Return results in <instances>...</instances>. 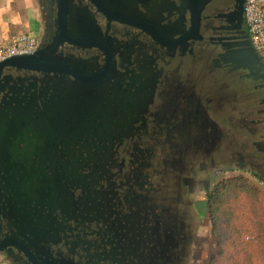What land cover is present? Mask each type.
Wrapping results in <instances>:
<instances>
[{
	"label": "flooded vegetation",
	"instance_id": "flooded-vegetation-1",
	"mask_svg": "<svg viewBox=\"0 0 264 264\" xmlns=\"http://www.w3.org/2000/svg\"><path fill=\"white\" fill-rule=\"evenodd\" d=\"M39 6L38 52L57 71L4 72L0 255L190 264L194 218L181 202L209 188L193 177L264 176L263 143L250 151L234 131L264 133V61L249 53L245 0H202L198 24L190 0Z\"/></svg>",
	"mask_w": 264,
	"mask_h": 264
},
{
	"label": "rangeland",
	"instance_id": "rangeland-1",
	"mask_svg": "<svg viewBox=\"0 0 264 264\" xmlns=\"http://www.w3.org/2000/svg\"><path fill=\"white\" fill-rule=\"evenodd\" d=\"M44 15L43 9L38 8L33 16H31L27 21L32 26H35V28L38 29V34L34 35L35 39L39 42L42 34L44 32V28L42 26V16ZM26 36H31L30 33L26 32L24 35H22L20 38H18L16 41L21 40L22 38ZM14 41V42H16ZM13 42V43H14ZM234 131L237 134H240L242 136H237V142H240L241 140H245V138L248 139V144L250 145V151L253 150V144L252 141L261 142L263 143L261 146L264 148V133H262L260 130L253 131L249 133L248 129H234ZM256 132V133H255ZM237 145V144H236ZM228 147V145H225V147ZM235 146V145H234ZM234 146H231L229 149L234 148ZM239 148V147H238ZM224 160H222L221 157H217V166H222V163ZM236 163L241 164L240 157L238 155V158L236 159ZM224 167V166H223ZM222 168V167H221ZM236 169H226L223 172L219 171L213 175H206V174H199L195 175L194 179H200L205 180L206 183H208L209 188L202 190L200 187H195L189 189V192L187 194L186 200L182 201L181 203H189L191 206L189 208V211H192V216L194 220L188 224V236H187V243L189 246V261L190 264H212V261L214 258L220 253L221 249L225 250L228 248H232V240L229 239L231 234H228L229 232H224V235H227L225 239H218L213 234L214 225L217 224V227H227L229 225V216L230 211L227 202H225V207H222L221 209V222H219V214L217 213H211L209 209V202H208V192H212L214 188L224 180L232 179L233 177L236 178H244L251 181L255 187L259 191L260 197L264 200V192L262 194V190L264 191V183H262L259 179L256 177H263L259 174H253L250 171L247 170H238ZM255 175V176H254ZM207 186V184H206ZM261 189V190H260ZM208 190V192H207ZM263 195V197H262ZM178 204V203H177ZM164 207H167V204H164ZM180 209V207H179ZM218 211V210H217ZM224 221V222H223ZM221 244V246H220ZM233 252L234 250H229V252ZM224 253V252H223ZM224 254L223 256H218L214 264H227L228 263V257ZM256 256H253L252 258H255ZM260 259V254H259ZM254 261V260H253ZM259 261V260H258ZM229 263L230 260H229ZM0 264H10V262L3 256L0 255ZM234 264V263H231Z\"/></svg>",
	"mask_w": 264,
	"mask_h": 264
},
{
	"label": "trees",
	"instance_id": "trees-1",
	"mask_svg": "<svg viewBox=\"0 0 264 264\" xmlns=\"http://www.w3.org/2000/svg\"><path fill=\"white\" fill-rule=\"evenodd\" d=\"M256 178L264 183L263 179ZM208 202L210 212L219 214L218 223L221 222V209L227 202L230 211L229 225L217 227L215 224L213 234L221 240L227 237L224 232L228 231L233 244L226 251L221 249L212 264L218 256L224 254L228 257L227 264H264V200L255 185L242 177L224 180L209 193ZM232 249L234 251L229 252ZM253 256L256 257L252 258Z\"/></svg>",
	"mask_w": 264,
	"mask_h": 264
},
{
	"label": "built area",
	"instance_id": "built-area-1",
	"mask_svg": "<svg viewBox=\"0 0 264 264\" xmlns=\"http://www.w3.org/2000/svg\"><path fill=\"white\" fill-rule=\"evenodd\" d=\"M244 19L249 29L251 45L264 61V0H245ZM39 49V42L32 36L0 47V62L16 56L32 55Z\"/></svg>",
	"mask_w": 264,
	"mask_h": 264
},
{
	"label": "crops",
	"instance_id": "crops-1",
	"mask_svg": "<svg viewBox=\"0 0 264 264\" xmlns=\"http://www.w3.org/2000/svg\"><path fill=\"white\" fill-rule=\"evenodd\" d=\"M38 8L39 0H0V47L13 43L26 32L32 37L38 34V29L27 21Z\"/></svg>",
	"mask_w": 264,
	"mask_h": 264
},
{
	"label": "water",
	"instance_id": "water-1",
	"mask_svg": "<svg viewBox=\"0 0 264 264\" xmlns=\"http://www.w3.org/2000/svg\"><path fill=\"white\" fill-rule=\"evenodd\" d=\"M192 7L196 10L197 24L199 23V8L202 0H190ZM239 4H242L239 1ZM251 44V43H250ZM249 53L253 56H258L252 45L250 46ZM14 68L17 70L34 71V72H55L57 69L50 64L49 60L38 51L32 55L16 56L0 62V93L2 90L3 76L6 69ZM0 252L2 249L0 248Z\"/></svg>",
	"mask_w": 264,
	"mask_h": 264
}]
</instances>
